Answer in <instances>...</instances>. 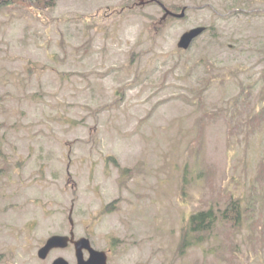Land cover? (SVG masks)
I'll return each mask as SVG.
<instances>
[{
  "label": "rangeland",
  "instance_id": "374dc122",
  "mask_svg": "<svg viewBox=\"0 0 264 264\" xmlns=\"http://www.w3.org/2000/svg\"><path fill=\"white\" fill-rule=\"evenodd\" d=\"M159 1L184 16L161 20L157 1L0 8V264L72 260L71 245L37 256L68 234L70 211L76 236L112 248L108 264H263L251 221L264 215V122L230 134L217 118L197 134L195 119L201 102L241 123L229 111L240 84L262 106L264 0ZM228 191L240 223L179 251L185 218L223 208Z\"/></svg>",
  "mask_w": 264,
  "mask_h": 264
},
{
  "label": "trees",
  "instance_id": "16d2710c",
  "mask_svg": "<svg viewBox=\"0 0 264 264\" xmlns=\"http://www.w3.org/2000/svg\"><path fill=\"white\" fill-rule=\"evenodd\" d=\"M19 0H0V8H7L14 6L18 3ZM40 4L47 6L49 0H40ZM134 3V2H132ZM174 9V8H172ZM208 29L210 32L214 33L213 26H209ZM208 65V64H206ZM210 66V65H209ZM207 66V68H209ZM211 77V76H210ZM209 77V78H210ZM209 78H204L201 82L203 87H195L193 90L201 92L205 88V81H208ZM261 79L263 86L259 91V98L262 102V106L256 110L254 101H251V85L244 86L240 84L238 93L232 99V105L230 107V112L232 115L235 113L239 118L242 119V122H238L236 125H233V118L226 119L225 116L217 114L214 111L207 110L203 104L200 102L198 107L200 109V114L196 117L195 123L197 124V134L203 132V128L207 123V120H216L221 118L226 124L227 131L232 134L234 127H236L235 132L241 130L238 127L246 126L248 127L246 133L254 132L258 130L264 122V70L261 73ZM207 84V83H206ZM231 108L233 111H231ZM6 157L2 154L0 150V159ZM5 161V160H3ZM117 165V163H116ZM121 171H125L124 168H121ZM255 182L259 186L264 187V151L262 157L259 159L256 165V175ZM264 190V189H263ZM227 195L224 196V207L220 208L218 206L209 205L207 208H199L198 210L192 211L188 217L185 218L183 227L180 230V243L179 251H184L188 247H192L201 243L204 240V237L209 236V234L214 230L218 222H224L231 227L237 226L240 223L241 218V205L239 203V198L236 197L232 192L228 191ZM254 211L255 209L252 208ZM258 213L260 211H257ZM253 217V215H251ZM260 218L256 217L251 221L253 227V232L256 236V239L262 245V250L264 252V215L263 213L259 214ZM264 264V262H263Z\"/></svg>",
  "mask_w": 264,
  "mask_h": 264
},
{
  "label": "water",
  "instance_id": "95a60500",
  "mask_svg": "<svg viewBox=\"0 0 264 264\" xmlns=\"http://www.w3.org/2000/svg\"><path fill=\"white\" fill-rule=\"evenodd\" d=\"M134 1L137 5H144L148 2L157 1L160 6L163 9V15L161 17V20H165L167 16H173V17H183L185 7L181 9L180 12L174 13L171 10H169L161 1L159 0H129ZM206 30L205 26H196L193 28H190L189 30L183 32L181 36L179 37V40L177 42V47L180 49H187L192 41L201 35ZM69 222L71 227L73 226V221L71 218V211L69 212L68 216ZM69 244H72L75 248V254L78 258L77 264H106V258H102L101 261L98 260L97 255L102 253L100 251L95 250L94 248L90 247V241L87 237H74L73 229L71 228L69 234H52L50 235L44 242V244L37 250V256L40 259H45L51 250L53 249H59V248H66ZM89 249L90 250V257L87 260H84L81 257L82 249ZM50 264H69L68 261L62 257L58 256L54 258V260Z\"/></svg>",
  "mask_w": 264,
  "mask_h": 264
},
{
  "label": "flooded vegetation",
  "instance_id": "af4514ba",
  "mask_svg": "<svg viewBox=\"0 0 264 264\" xmlns=\"http://www.w3.org/2000/svg\"><path fill=\"white\" fill-rule=\"evenodd\" d=\"M159 4V3H158ZM160 5V4H159ZM172 12H174V13H177V12H175V11H172ZM72 228V227H71ZM70 228V229H71ZM70 229H69V231H68V233L70 232ZM73 232H74V230H73ZM82 236H84V237H87L88 239H89V241H90V247L91 248H94L95 250H97V251H100V252H102V253H100V254H98L97 255V257H98V260L99 261H101L102 260V258H106V264H108V261L110 260V258H111V255H112V248H110V247H108V248H98L96 245H95V243H94V241H93V239L89 236V235H82ZM82 236H76V234H75V232H74V237L75 238H79V237H82ZM69 245H71L72 246V249H73V255L71 256L72 257V260L71 259H67V258H65L67 261H68V263L69 264H77V262H78V258H77V256H76V254H75V248H74V246L72 245V244H69ZM69 245L66 247V248H62L61 250H65V249H67L68 247H69ZM60 249V248H59ZM56 250V249H55ZM52 251V250H51ZM50 251V252H51ZM90 250L89 249H82V253H81V257L84 259V260H87L89 257H90ZM58 257V256H57ZM63 257V256H62ZM54 260V259H53ZM52 260V261H53Z\"/></svg>",
  "mask_w": 264,
  "mask_h": 264
}]
</instances>
